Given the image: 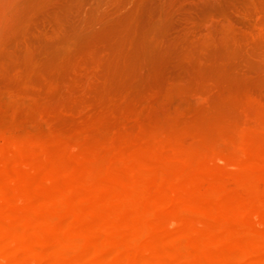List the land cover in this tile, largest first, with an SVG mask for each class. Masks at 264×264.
<instances>
[{"label": "bare ground", "instance_id": "bare-ground-1", "mask_svg": "<svg viewBox=\"0 0 264 264\" xmlns=\"http://www.w3.org/2000/svg\"><path fill=\"white\" fill-rule=\"evenodd\" d=\"M47 92L0 91V264H264V107L127 122Z\"/></svg>", "mask_w": 264, "mask_h": 264}, {"label": "rangeland", "instance_id": "rangeland-1", "mask_svg": "<svg viewBox=\"0 0 264 264\" xmlns=\"http://www.w3.org/2000/svg\"><path fill=\"white\" fill-rule=\"evenodd\" d=\"M6 15L0 91L57 82L63 99L124 100L127 122L204 127L264 107V0H22Z\"/></svg>", "mask_w": 264, "mask_h": 264}]
</instances>
